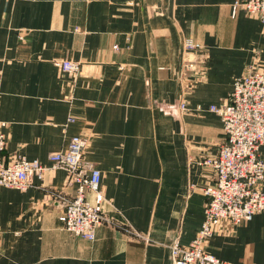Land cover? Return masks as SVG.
<instances>
[{
	"label": "crops",
	"instance_id": "obj_1",
	"mask_svg": "<svg viewBox=\"0 0 264 264\" xmlns=\"http://www.w3.org/2000/svg\"><path fill=\"white\" fill-rule=\"evenodd\" d=\"M234 1L0 0L2 158L21 153L49 167L24 191L0 187V264H172V241L187 245L201 227L202 188L214 181L202 161L224 140L208 108L248 66L264 69V24L233 12ZM188 38L207 58L194 79L181 71ZM58 59L80 73H63ZM179 101L186 110L161 108ZM73 135L87 138L84 159L101 171L109 222L92 240L64 228L53 194L75 195L48 159ZM205 250L264 264V211L223 222Z\"/></svg>",
	"mask_w": 264,
	"mask_h": 264
},
{
	"label": "built area",
	"instance_id": "obj_2",
	"mask_svg": "<svg viewBox=\"0 0 264 264\" xmlns=\"http://www.w3.org/2000/svg\"><path fill=\"white\" fill-rule=\"evenodd\" d=\"M237 8L264 24V0H235L233 12ZM113 48L118 47L114 45ZM183 51L182 75L201 74L198 72L202 71L204 59H207L201 47L188 38L183 42ZM55 64L63 73L77 75L81 71V64L71 59H58ZM161 108L168 113L187 109L184 101ZM208 109L220 118L224 140L214 155L202 161L213 169L214 181L202 188L206 202L201 227L187 245L180 244L177 238L172 241L169 245L172 264H234L207 252L205 243L220 231L223 222L236 226L264 211V69L259 65L248 66L233 79L228 97ZM68 120L73 119L69 117ZM4 126L0 120V187L24 191L33 186L35 178L43 179L49 167L21 153L4 161ZM86 145L85 136L73 135L64 149L50 153L48 159L51 168L65 171L64 186L75 185L73 197H66L62 191L53 193L55 202L61 207L59 220L67 231L92 240L95 229L109 220L104 215V197L99 188L101 171L95 163L84 159ZM89 192L93 193V199L88 198ZM133 234L149 240L147 235L136 231Z\"/></svg>",
	"mask_w": 264,
	"mask_h": 264
},
{
	"label": "rangeland",
	"instance_id": "obj_3",
	"mask_svg": "<svg viewBox=\"0 0 264 264\" xmlns=\"http://www.w3.org/2000/svg\"><path fill=\"white\" fill-rule=\"evenodd\" d=\"M206 62H207V59H204V63H203V64L205 65ZM198 73H199V72H198ZM195 77H196V76H195ZM195 77H193V76H189L190 79H194ZM186 108H187V104H186ZM197 109H198V108H197Z\"/></svg>",
	"mask_w": 264,
	"mask_h": 264
}]
</instances>
